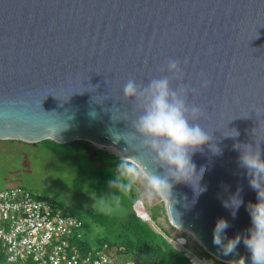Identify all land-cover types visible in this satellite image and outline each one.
Listing matches in <instances>:
<instances>
[{"label": "water", "instance_id": "water-1", "mask_svg": "<svg viewBox=\"0 0 264 264\" xmlns=\"http://www.w3.org/2000/svg\"><path fill=\"white\" fill-rule=\"evenodd\" d=\"M170 59L182 80L167 71ZM164 76L173 89H196L187 104L201 109L199 124L220 149L206 142L192 156L206 190H194L190 173L194 189L182 180L160 193L169 219L218 260L248 264L243 241L225 256L212 231L223 217L228 237L245 234L247 204L257 199L235 145L264 154V0H0V140L86 141L98 167L96 149L114 146L146 175L162 174L133 128L142 105L123 88ZM238 189L243 203L233 217L223 201Z\"/></svg>", "mask_w": 264, "mask_h": 264}, {"label": "clouds", "instance_id": "clouds-1", "mask_svg": "<svg viewBox=\"0 0 264 264\" xmlns=\"http://www.w3.org/2000/svg\"><path fill=\"white\" fill-rule=\"evenodd\" d=\"M167 71L182 80V70L178 61L168 60ZM195 92L196 89L184 84L173 89L167 76L152 79L147 86L137 84L132 79L124 85L125 99L137 100L142 105V112L133 124L135 133L142 137L143 144L155 154L163 169L162 174H147L144 177L151 194L167 191L171 195L172 182L182 180L190 182L193 187L190 173L195 175L193 189L197 193L206 190L203 186H197L203 165L197 167L192 156L195 150L206 142L214 153H219L220 149L215 143L214 147L210 145L209 132L199 124L201 109L197 106L189 107L187 104V96ZM236 135L238 133L235 130V135L231 136ZM235 147L240 151L239 164L247 169L250 186L256 190L257 199L247 204L251 224L245 234L238 233L228 237L229 222L226 218L220 217L213 227L212 243L223 255L231 256L237 253L238 246L243 241L250 256L248 264H264V154L252 144L238 143ZM119 169V174L108 181V188L116 192H125L128 184L124 180L131 182L135 179L136 169L128 161H122ZM182 173L183 175H180ZM223 203L225 207L232 209V215L235 217L236 211L243 203L239 189ZM99 204L100 210L105 214L111 211L105 206L102 198ZM240 257L242 264H246L245 258Z\"/></svg>", "mask_w": 264, "mask_h": 264}, {"label": "trees", "instance_id": "trees-1", "mask_svg": "<svg viewBox=\"0 0 264 264\" xmlns=\"http://www.w3.org/2000/svg\"><path fill=\"white\" fill-rule=\"evenodd\" d=\"M40 143L52 151L65 166L74 169L76 188L80 190L89 188L100 198H103L106 203L124 208L122 214L115 215L95 210L86 211L93 224L98 228H103L104 235L98 237L97 244L93 245L83 233L82 239L72 241L74 248L86 252L92 248H101L107 245L109 254L120 263L133 261L137 264H194L187 254L186 246L185 248L178 247L173 242L175 240L173 235L165 230L159 231L153 225L152 222L157 220L161 208L166 209L164 206L156 205L159 208L158 212L151 210L149 218L143 217L135 209L136 201L140 196L136 195L131 182L124 180L128 184L125 192H116L108 188V181L119 174V165L124 160L110 151L98 148L96 149L98 160L105 164L103 167H98L96 163L89 160L86 154L84 149L86 141L74 140L68 143H59L52 139H46ZM132 165L137 171V166ZM53 201L64 213L81 219L84 223L82 231L84 232L89 226V222L73 214L62 201ZM83 209L81 207L79 210ZM182 235L185 236L187 233L182 232ZM170 238H173L172 242ZM199 248L201 249L199 255L202 258L213 261V263L207 262V264H230L218 260L203 247L199 246ZM0 264L22 263L9 262L4 255H0Z\"/></svg>", "mask_w": 264, "mask_h": 264}, {"label": "rangeland", "instance_id": "rangeland-1", "mask_svg": "<svg viewBox=\"0 0 264 264\" xmlns=\"http://www.w3.org/2000/svg\"><path fill=\"white\" fill-rule=\"evenodd\" d=\"M137 168L135 179L131 180L136 195L140 196L136 201L135 209L139 215L149 218L151 210L159 211L156 205L166 208V201L160 193H150L144 179L145 174L138 166ZM75 177L76 172L74 169L65 166L52 151L40 142L34 144L20 140H0V189L23 186L37 195L55 201H62L73 214L89 222V226L83 233L95 245L97 244V238L104 235V230L93 224L86 211H101L99 204L101 198L89 188L82 190L76 188ZM105 206L111 209L109 214L112 215L124 212V208L121 206L110 205L106 202ZM81 207L84 209L79 210ZM142 211L146 213L144 214ZM152 223L159 231L165 230L173 235L175 240L173 241V238H170V241H173L178 247L182 248L184 245L181 242L186 241L185 246L191 256L195 255L204 262L213 263L212 260H205L199 255L201 244L192 233L178 229L175 226L176 229L172 227L167 208H161L157 220ZM182 232H186L187 235L183 236Z\"/></svg>", "mask_w": 264, "mask_h": 264}, {"label": "built area", "instance_id": "built-area-1", "mask_svg": "<svg viewBox=\"0 0 264 264\" xmlns=\"http://www.w3.org/2000/svg\"><path fill=\"white\" fill-rule=\"evenodd\" d=\"M81 219L64 213L50 198L29 188L0 189V255L22 264H137L120 263L108 246L81 252L73 240L83 238ZM181 242V241H180ZM185 248V242H181ZM187 250V249H186ZM194 264H207L187 250Z\"/></svg>", "mask_w": 264, "mask_h": 264}, {"label": "bare ground", "instance_id": "bare-ground-1", "mask_svg": "<svg viewBox=\"0 0 264 264\" xmlns=\"http://www.w3.org/2000/svg\"><path fill=\"white\" fill-rule=\"evenodd\" d=\"M108 148H109V150L111 151V152H115V153H117L118 155H120L121 156V153L114 147V146H108ZM142 172H143V170H142ZM144 173V172H143ZM145 174V173H144ZM145 176H146V174H145ZM144 214L146 213V212H144V211H142ZM145 217V216H144Z\"/></svg>", "mask_w": 264, "mask_h": 264}]
</instances>
